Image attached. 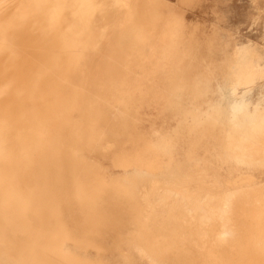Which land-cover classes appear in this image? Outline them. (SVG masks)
<instances>
[{
	"label": "bare ground",
	"instance_id": "6f19581e",
	"mask_svg": "<svg viewBox=\"0 0 264 264\" xmlns=\"http://www.w3.org/2000/svg\"><path fill=\"white\" fill-rule=\"evenodd\" d=\"M165 2L0 0V264H138L136 255L161 264H264V188L259 187H247L252 202L231 214L240 228L236 241L229 239L233 244L222 247L215 241L222 222L214 221L199 229L207 231L199 241L200 256L190 263L181 256L187 252L184 232L198 235L190 222L184 223V203L196 202L201 193H215L213 189L224 192L223 186L208 183V171L226 166L230 173L235 163L264 168L260 104L252 109L248 104L216 105L203 115L184 108L183 117L190 116L192 123H179L172 135H159L150 143L134 134L135 104L143 98L135 100L132 93L140 77L151 76L154 62L169 56L171 68L159 71L177 100L188 91L199 100L207 86L202 74L188 78L183 72L187 70L175 65V60H190L192 48L179 49L188 37L178 35L183 28L177 19H168ZM96 15L106 16L107 26H97ZM22 33L23 50L31 61L25 69ZM106 37L135 55L137 64L131 65L132 57L126 68L118 66L127 73L117 72L123 75L115 81L109 77L115 69L108 73L104 64L108 75L99 73L90 80L81 63ZM157 43L167 47L158 48ZM230 63L233 82L241 72L251 80L244 58ZM168 70L173 74L167 77ZM217 125L220 129L226 125L228 131L216 147L202 145L201 139L196 144L194 137L195 144L184 152L188 170L174 162L185 133L189 138L203 131L210 135ZM128 136L131 151L120 152ZM197 148L206 159L205 173L199 172ZM97 155H114L119 167L134 171L107 180L92 158ZM158 158L167 164L160 165ZM156 172L168 193L151 201L147 192L139 194L138 187ZM229 178L227 185L235 186ZM243 179L251 180L248 175ZM176 198L181 203H175Z\"/></svg>",
	"mask_w": 264,
	"mask_h": 264
},
{
	"label": "rangeland",
	"instance_id": "374dc122",
	"mask_svg": "<svg viewBox=\"0 0 264 264\" xmlns=\"http://www.w3.org/2000/svg\"><path fill=\"white\" fill-rule=\"evenodd\" d=\"M137 1L141 2V0ZM164 1H166L165 7L168 12V19H177L179 21V27L183 28L178 31V35L188 37V41H185V46H179V49L190 50V48H192V58H190V60H183V58L175 60V65H182L183 69L187 70V72L183 71L185 73L183 74L188 78H194V76L202 74V77L200 78L203 80L206 77L203 81L206 82L207 86L204 91L202 90V95L199 97V100H193L192 96L190 97L191 94L189 91L184 93L180 100H177L172 94L171 87L168 84V86L163 84L164 80L167 83V78L165 79L163 77L164 73L159 71L162 67L171 68L172 62L169 61V56L165 57L159 63L157 61L154 62L150 70L148 69V74L151 76L140 77L138 80V87L135 89V92L132 93L135 100L139 97L143 98L142 101H138L135 104L138 121L134 134L136 132V134H139L144 141L150 143H154V141L156 142L162 136L172 135L174 130L181 125L179 123L187 125L192 123H189L192 120L190 116H187V119L183 117L184 113L182 112V109L184 108L190 109V111L193 112V115L198 113L199 115H203V112H208L212 106L216 105L226 108L229 103L248 104L251 109L253 105L260 104V107L264 109V0ZM96 17H99L96 20L97 26H107L108 19H106V16L96 15L95 19ZM207 40L213 42L212 46L207 44ZM25 41L26 37L24 33H22L19 45L23 51L22 60L27 58L24 65L21 62V67L24 69L26 68V62L27 65L31 62L30 58L25 55L23 50V48H26ZM176 41L178 40L176 39ZM156 46L158 48L167 47L161 43H157ZM110 47L112 50H108ZM126 54L127 56L130 55V59L126 58ZM131 54L132 53L129 54V52L123 51L120 47L118 48L115 44V40L111 41L109 37H106L103 39L102 45H100L96 51L84 55V60L81 65L86 67L87 70L82 71V73L88 76L90 80H94V76L100 74L104 76L107 72L109 73V70L115 69V72L110 71L115 74L112 75V73H110L109 75V77L112 76L111 79H114L115 81L119 75L117 72H123V74L127 73L125 70V72L121 71V69L123 70L124 67L126 68L129 66L127 63L136 57ZM113 55L115 56V59L113 58ZM180 55L181 54H179V56ZM123 56L128 59V62L123 59ZM239 57L244 58L247 61V65L253 76L250 77L251 80L242 72L236 81L233 82L231 79V66L233 63L230 62L233 58L238 59ZM116 59L120 60L118 61ZM108 62L110 63V68L113 66L112 69L108 68ZM123 62L126 63L123 64ZM112 63L114 64L112 65ZM115 63L120 65L116 64L115 66ZM130 63H132L131 65H135V63L137 64L136 58L133 59V61H130ZM121 65L125 66L123 68L118 67ZM103 66L108 69L107 72L103 71L105 70L103 69ZM252 66L254 67L251 68ZM114 67L119 68L120 71ZM187 67H190V69H186ZM166 72L167 73L165 74H167V77L173 74L170 70ZM123 74H120L119 76L122 77ZM115 75H117V77H114ZM109 77H107V79L110 80ZM229 86L232 87L230 91H228ZM92 88H95V86H92ZM207 106H209V108ZM183 119L186 121H183ZM222 126L223 128H221V130L220 125H217L212 130L213 133L210 135L208 134L209 136L203 131L200 134L197 132V136L190 135L189 138V134L185 133L181 138V141L177 143L178 146L177 151L175 152L176 156L174 162L176 164L180 163L181 165L187 166V168H184V171L188 170L190 163L186 165L184 152H188L189 148L193 146L192 144H198L199 139L203 142L202 145L208 143L209 147L212 149L213 147H216L217 140L222 136H225L228 131L226 125ZM159 135L161 136L159 137ZM194 137H196L198 142ZM193 138L195 143L193 142ZM131 145V136H128L122 141V146L119 148V151L129 152L131 151ZM187 146L190 147L188 148ZM197 146L199 147V145ZM185 149L187 150L185 151ZM196 154H198L197 162L199 164V172L202 173L201 171H204L205 173L204 169L207 168V165L205 164L206 159L199 156L202 155V151L199 153V148L196 149ZM92 158L101 168L102 175L107 180L118 179L126 176V174L128 175V173L131 174V171H134L133 167L125 169L119 167L115 162L114 155H97L92 156ZM158 162L160 165H163V163L165 165L167 164L164 158H158ZM208 173V183L212 185L216 184V186H223L224 188L222 190L224 192L222 194H217L218 192L213 189L211 192L215 193H201L196 202L184 203L186 206L184 223L190 222L195 229H198L197 236H193L189 231H185L183 234V242L186 245L187 252L182 253L181 256H186L185 259L189 263L194 262L195 258L200 256L199 241L201 238L207 236V231L204 230L199 232V229L201 230V228L211 222H222L219 227V230L221 231H219L217 235V237H219L215 238V241L217 240L218 244L222 247H224L223 245L228 247L229 244H233V242L236 241L235 238L240 236V231L237 232L240 228L238 229V225L235 223L232 215L235 216L234 212H237L242 205L250 204L252 202L249 199V194L246 192L248 189L247 187L264 188V168L247 169L246 167L235 163L234 169L230 173L226 171V166H223V168L217 172L215 170L213 173L209 171ZM247 175L251 178L250 182L243 179V177ZM158 177L159 174L156 172L149 177L148 180H142L138 187L139 194L147 192L151 201H153L158 199V197L162 196L164 193H168L167 190L161 187L163 183L157 181ZM229 177L236 181L235 186L227 185ZM240 201L243 204H241ZM175 203H181V201L176 198ZM234 204L236 205L234 206ZM232 206H234L235 211ZM234 224L237 226L235 227ZM183 225L185 229L186 225ZM229 239L233 242H230ZM131 251L138 252L136 248H131ZM136 254L138 253H135V255ZM136 257L139 258L138 264H161L160 262H155L154 260H151V258H146L144 256L141 258L136 255Z\"/></svg>",
	"mask_w": 264,
	"mask_h": 264
}]
</instances>
